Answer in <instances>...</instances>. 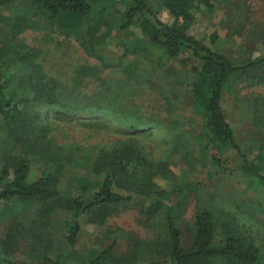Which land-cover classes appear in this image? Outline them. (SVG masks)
Returning <instances> with one entry per match:
<instances>
[{"label": "rangeland", "instance_id": "374dc122", "mask_svg": "<svg viewBox=\"0 0 264 264\" xmlns=\"http://www.w3.org/2000/svg\"><path fill=\"white\" fill-rule=\"evenodd\" d=\"M209 1L211 9L198 6L194 10L188 33L231 61L262 56L264 0ZM146 2L163 23L172 21L161 0ZM29 6V0H15L0 7V13L14 18ZM118 9L119 16L122 8ZM107 35L98 47V57H91L74 38L61 34L55 26L42 24L41 29L27 30L11 40L0 25V51L5 45L40 51L39 64L60 88V109H44L45 124L51 128L49 137L60 149L67 151L78 145L82 152L95 153L102 145L131 143L155 165L165 159V172L156 167L158 173L152 179L164 199L133 196L101 226L89 223L85 217L72 250L65 241L70 216L66 210L46 212L38 202L1 203L0 257L15 264L44 263L43 259L82 264L114 243L113 254L119 259H130L133 264H160L167 261L165 247L160 246L166 244V224L157 215L146 217L159 201L175 208L182 248L191 245L195 214L206 209L218 226L228 227L232 234L257 247L264 264V189L238 171L240 160L233 151L206 144L204 120L191 97L195 80L192 69L198 62L186 54L159 69L155 59H148L138 50L142 49L137 42L141 39L138 28L122 32L114 28ZM129 65L136 67L133 78L124 73ZM13 69L1 68L5 75ZM81 69L97 72L75 84ZM253 98H264V87L232 84L225 91L221 107L248 161L264 170V129L252 125ZM2 126L0 116V170L8 157L17 154ZM76 155L73 164L66 165L58 177L56 189L60 196H82L85 182L100 180L90 172V159L80 152ZM40 169L31 161L29 181L41 176ZM8 233L16 248L10 245L6 250L3 245ZM223 239L224 233L218 228L215 242L219 244Z\"/></svg>", "mask_w": 264, "mask_h": 264}, {"label": "trees", "instance_id": "16d2710c", "mask_svg": "<svg viewBox=\"0 0 264 264\" xmlns=\"http://www.w3.org/2000/svg\"><path fill=\"white\" fill-rule=\"evenodd\" d=\"M14 1L0 0V7ZM29 3V9L22 10L14 18L0 13V25L11 40L27 30L41 29L42 24L48 28L55 26L61 34L74 38L87 55L98 57V47L104 44L107 32L114 28L122 32L135 27L141 33V41L137 39V42L142 44V49L138 50L148 59H155L157 68L162 69L167 63L190 55L198 62V66L192 69L195 80L191 97L194 108L204 120L206 144L233 151L240 160L238 171L256 180L264 189V170L255 162L248 161L221 107L225 91L232 84L241 82L264 87V54L231 61L190 35L188 31L194 20V10L198 6L211 9L209 0H161V6L172 18L170 23H163L146 0H29ZM118 7L122 8L119 16ZM39 58L40 51L34 48L24 50L5 45L0 51L2 129L8 133L17 150V154L8 157L0 170V204L18 200L41 203L46 212L66 210L70 216L66 223L65 241L67 248L72 250L77 242L80 222L85 217L89 223L101 226L117 207L130 202L133 196L163 200V192L158 190L152 179L158 173L156 167L165 172L167 161L164 159L155 165L131 143L102 145L95 153L82 152L78 145L67 151L60 149L49 137L51 128L44 120L47 117L45 108L60 109V88L45 74ZM3 65L14 68L13 72L3 74ZM93 73L81 69L75 84ZM124 73L133 78L136 67L129 65ZM251 121L254 128L264 129V98H253ZM77 152L90 159V172L100 180L85 182L82 196H60L56 189L58 177L66 165L73 164ZM213 160L218 162L215 157ZM31 161L41 166V176L34 181L28 179ZM90 190L92 193L87 194ZM154 206L146 217L159 216L165 222L167 232L166 244H160L165 247L167 261L160 264H263L257 247L248 244L240 235L232 234L228 227L218 226L206 209L195 214L190 230L191 245L182 248L175 208L159 201ZM218 228L224 233L219 244L215 242ZM9 233L3 245L8 248L6 250L11 246L16 248ZM115 246L112 243L82 264H133L130 259L115 257ZM43 260L46 264H58ZM0 264L15 263L0 257Z\"/></svg>", "mask_w": 264, "mask_h": 264}]
</instances>
